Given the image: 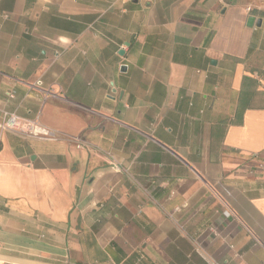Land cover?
I'll list each match as a JSON object with an SVG mask.
<instances>
[{"label":"crops","instance_id":"obj_1","mask_svg":"<svg viewBox=\"0 0 264 264\" xmlns=\"http://www.w3.org/2000/svg\"><path fill=\"white\" fill-rule=\"evenodd\" d=\"M2 110L0 264H264V0H0Z\"/></svg>","mask_w":264,"mask_h":264},{"label":"built area","instance_id":"obj_2","mask_svg":"<svg viewBox=\"0 0 264 264\" xmlns=\"http://www.w3.org/2000/svg\"><path fill=\"white\" fill-rule=\"evenodd\" d=\"M0 131L12 132L24 139H46L58 140L61 135L58 132L51 130L37 120L26 119L7 110L1 111ZM78 149H83L86 146L80 139H74ZM228 215V213H225Z\"/></svg>","mask_w":264,"mask_h":264},{"label":"water","instance_id":"obj_3","mask_svg":"<svg viewBox=\"0 0 264 264\" xmlns=\"http://www.w3.org/2000/svg\"><path fill=\"white\" fill-rule=\"evenodd\" d=\"M254 23H255V18L254 17H250L249 19H248V26L249 27H252L253 25H254ZM122 69H126V66H123L122 67Z\"/></svg>","mask_w":264,"mask_h":264}]
</instances>
